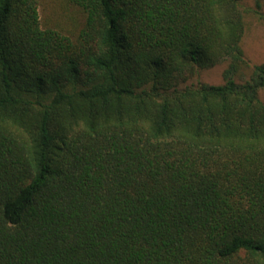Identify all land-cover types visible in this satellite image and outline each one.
Segmentation results:
<instances>
[{
  "label": "trees",
  "instance_id": "16d2710c",
  "mask_svg": "<svg viewBox=\"0 0 264 264\" xmlns=\"http://www.w3.org/2000/svg\"><path fill=\"white\" fill-rule=\"evenodd\" d=\"M71 1L0 0V264H264L263 0Z\"/></svg>",
  "mask_w": 264,
  "mask_h": 264
},
{
  "label": "rangeland",
  "instance_id": "374dc122",
  "mask_svg": "<svg viewBox=\"0 0 264 264\" xmlns=\"http://www.w3.org/2000/svg\"><path fill=\"white\" fill-rule=\"evenodd\" d=\"M38 15L43 28H52L68 35L72 39L78 36L84 24V11L71 0H38ZM244 7H253V0H244ZM261 10L264 11V0ZM244 32L240 41L244 56L249 64L264 62V23L251 10L243 12ZM227 65L226 61L201 70L196 77L189 80L207 83H221L222 73ZM251 73L250 67H244L236 79L247 78ZM264 102V89L259 91Z\"/></svg>",
  "mask_w": 264,
  "mask_h": 264
}]
</instances>
